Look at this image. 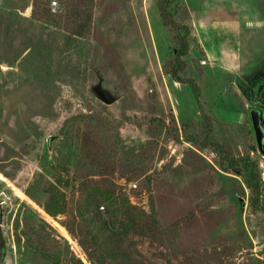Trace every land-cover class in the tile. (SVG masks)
Here are the masks:
<instances>
[{"label":"rangeland","instance_id":"rangeland-1","mask_svg":"<svg viewBox=\"0 0 264 264\" xmlns=\"http://www.w3.org/2000/svg\"><path fill=\"white\" fill-rule=\"evenodd\" d=\"M194 1L0 0V264H264V0Z\"/></svg>","mask_w":264,"mask_h":264},{"label":"trees","instance_id":"trees-1","mask_svg":"<svg viewBox=\"0 0 264 264\" xmlns=\"http://www.w3.org/2000/svg\"><path fill=\"white\" fill-rule=\"evenodd\" d=\"M161 1L158 0V4H157L159 13L162 16V19L164 22L165 21H171V17H170L171 14L168 13L167 11H165L164 7L161 4ZM44 12H46V11H44ZM166 15H168V18L166 17ZM172 24L174 26H177V25H175L176 23L174 21H172ZM187 44H188L187 39L182 38L181 47L179 49V56L180 55L183 56V54L186 53ZM173 76H174V74H173ZM177 80L178 81H186L185 79H182V78H179ZM231 163L234 165L238 164L240 169H242L244 171V182H245L246 186L248 188H250V190H251V198H250L251 207H253V209H254L255 207H258L260 205L262 208L263 205L261 204V200H260L262 184H263L262 183V176H261V172L256 169L255 162L249 160L245 156H241V157H236L234 159H231ZM50 212H52L53 214L55 213L54 211H50Z\"/></svg>","mask_w":264,"mask_h":264},{"label":"crops","instance_id":"crops-1","mask_svg":"<svg viewBox=\"0 0 264 264\" xmlns=\"http://www.w3.org/2000/svg\"><path fill=\"white\" fill-rule=\"evenodd\" d=\"M194 2L196 3L193 9L189 7V4L187 5V9L190 11L193 21L199 18L201 21L211 23L210 21L213 20L220 21L221 19H235V17L238 15L236 8L238 5L237 0H195ZM196 5L199 8L196 9ZM196 13H198V17ZM199 43L201 46H203L202 48L205 51L204 55L208 57L209 47L200 40Z\"/></svg>","mask_w":264,"mask_h":264},{"label":"water","instance_id":"water-1","mask_svg":"<svg viewBox=\"0 0 264 264\" xmlns=\"http://www.w3.org/2000/svg\"><path fill=\"white\" fill-rule=\"evenodd\" d=\"M250 116H251V123H252V128L253 132L255 135V140L257 143V147L261 153L264 154V149H263V129L259 125V113L256 109H250Z\"/></svg>","mask_w":264,"mask_h":264},{"label":"flooded vegetation","instance_id":"flooded-vegetation-1","mask_svg":"<svg viewBox=\"0 0 264 264\" xmlns=\"http://www.w3.org/2000/svg\"><path fill=\"white\" fill-rule=\"evenodd\" d=\"M259 97L260 94L257 95L256 98L248 97V99L251 105L250 108L256 109L259 113V125L263 129V134H264V101H262ZM263 149H264V137H263Z\"/></svg>","mask_w":264,"mask_h":264},{"label":"built area","instance_id":"built-area-1","mask_svg":"<svg viewBox=\"0 0 264 264\" xmlns=\"http://www.w3.org/2000/svg\"><path fill=\"white\" fill-rule=\"evenodd\" d=\"M54 5H56V1H51V6H54ZM200 62H201V64H204L205 60L202 59Z\"/></svg>","mask_w":264,"mask_h":264}]
</instances>
